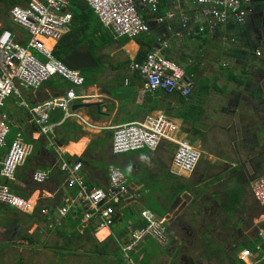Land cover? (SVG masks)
I'll return each instance as SVG.
<instances>
[{"label": "crops", "instance_id": "crops-1", "mask_svg": "<svg viewBox=\"0 0 264 264\" xmlns=\"http://www.w3.org/2000/svg\"><path fill=\"white\" fill-rule=\"evenodd\" d=\"M15 1H20L18 6L30 2L0 0V29L12 31L16 40L27 46L29 35L9 17ZM69 1L74 13L76 8ZM192 3L193 0L182 3L162 1L160 14L173 13L175 18L157 23L138 1L139 8L144 9L142 16L150 26V38L154 39L155 47L158 41H165L168 48L164 54L186 69L188 75H193L194 92L189 103L203 111L200 120L202 134L198 133L197 142L204 143L203 147L207 146L205 151L210 152L202 177L193 180L191 175L174 174L175 148L167 142L156 151L143 149L124 155L113 154L116 127L141 122L164 111L153 110L156 102L150 99L157 100L156 96L145 91L144 80L131 69L132 62L140 56L138 40L115 35L96 17L87 33L95 34V42L90 45L92 50L83 48V51L91 52L97 65L80 71L85 84L76 92L84 98L74 102L73 116L64 119L62 111L52 113L51 121L58 124L54 135L41 134L32 122L29 109L26 117L21 116L14 107L17 104L27 109L20 105V101L17 103L20 98L12 97L7 101L5 111L11 119V134L7 146L0 150V160L8 153L17 133L24 138L25 132L30 140L25 141L33 145V149L34 145L35 150L37 145L39 148L36 156L33 157L32 152L18 169L15 180L0 177V182H8L11 189L24 198L38 199L55 219L58 209L69 207V212L62 230H57L61 226L52 230L47 222L40 220L37 229L38 226L33 224L38 221L35 216L26 218L23 213L0 205L1 248L10 249L3 245L26 248L28 246L23 243L25 234L37 232L39 241L46 239L49 233H55L68 248L79 242L82 247L92 245L82 243L83 239L71 238L74 232L84 231L81 223L76 224L77 216L73 214V210L82 208V205L77 189L68 187V175L61 171V166L63 162L73 165L77 158L84 160L81 176L91 187H108V172L113 167L131 170L134 179L128 180L130 194L128 200L118 206L115 224L125 213L134 216L136 206L141 207V212L151 210L158 219H167L168 245L163 247L153 238H146L132 253L135 264H229V254L238 246L245 245L244 249L263 247L264 206L254 199L251 183L255 179L251 181V178L259 167L253 161L264 160V0L252 1V12L245 23L230 19L214 29H206L196 41L188 39L191 33L184 27V20L188 28L195 31L205 21L200 16V9ZM34 54L37 53L34 51ZM87 72L91 73L88 77ZM69 87L61 78L55 77L38 90H23V99L38 104L64 96ZM173 112L176 114L173 120L180 127L181 135L189 139L191 122L177 118L183 112L181 108H175ZM211 134L216 136L213 144L208 140ZM37 170L49 171V178L40 190H35L33 180ZM182 185L186 187L183 192L180 190ZM140 221L139 214L128 227L133 230L140 226ZM196 228H202L204 235H196L193 231ZM108 230L106 239H110L115 231L113 227ZM174 232L181 238L173 235ZM129 233L130 230L123 236L124 240L130 238ZM96 234L92 233L99 243L106 240ZM56 250L58 255L66 254V250ZM92 253L76 251V255L83 258H94L96 264H129L115 255H109L112 259L108 261L106 257H96ZM239 253L235 256L238 263Z\"/></svg>", "mask_w": 264, "mask_h": 264}, {"label": "built area", "instance_id": "built-area-1", "mask_svg": "<svg viewBox=\"0 0 264 264\" xmlns=\"http://www.w3.org/2000/svg\"><path fill=\"white\" fill-rule=\"evenodd\" d=\"M99 21L119 37L136 39L150 31V26L141 16L138 7L140 1L145 10L155 17L157 23L174 19L175 15L160 14V5L164 0H86ZM182 3L185 0H175ZM253 0H193V6L200 9V16L205 22L198 31L189 29L184 20V27L190 31L193 39L206 29H214L227 23L230 19L245 23L252 12ZM69 0H32L26 6H12L9 17L29 35L28 45L16 40L10 30L0 29V150L7 146L11 134L10 117L5 108L12 97L20 98V105L29 109L32 122L43 135H54L55 124L51 114L62 111L64 119L72 117L74 102L79 97L76 89L85 84V78L79 70L67 67L54 55V50L62 38L69 33L73 24L74 13ZM168 48L165 41H158L157 47L147 53L143 62L133 61L131 69L139 73L144 80L146 92L164 91L167 94H180L188 97L193 88V75H188L181 67L164 54ZM34 51L38 54H34ZM59 77L70 85L64 96L53 97L32 107L23 99V90L35 91L52 78ZM178 124L165 113L149 116L141 122L118 126L114 129L112 152L124 155L131 152L149 149L156 151L162 143L174 145L173 173L190 176L201 160V152L183 135ZM33 146L18 133L10 144L8 153L0 160V177L13 180L18 169L32 154ZM81 162L70 165L63 162L62 172L68 175L67 185L76 188L80 202L84 208L81 221L83 229L95 220L96 230L110 229L115 224L117 208L128 199L130 194L128 179L119 167L109 170V184L106 188L89 187L80 175ZM49 178V171L37 170L33 180L43 185ZM255 201L264 206V177L251 183ZM0 204L9 207L30 208L29 202L15 195L8 184L0 183ZM69 207L57 211L56 221L49 228L62 226L67 217ZM43 214H48L46 209ZM139 227L132 231L127 244L116 237L118 246L122 248L124 261L135 264L130 253L148 237L153 238L160 246L168 243L167 219H158L151 210L141 213ZM113 234L111 233L110 236ZM98 236V234H97ZM114 237V235H113ZM240 264H261L264 262V248L258 246L256 252L244 249L238 254Z\"/></svg>", "mask_w": 264, "mask_h": 264}, {"label": "trees", "instance_id": "trees-1", "mask_svg": "<svg viewBox=\"0 0 264 264\" xmlns=\"http://www.w3.org/2000/svg\"><path fill=\"white\" fill-rule=\"evenodd\" d=\"M31 1V0H28ZM72 6L75 7L76 9L74 10V18H73V24L71 27V30L69 33H67L62 40L57 44L54 50V55L57 59L62 60L65 56H67L69 53H71L74 49L76 48H88L92 50V47L90 46L92 43L95 41L94 36L95 34L88 35L87 33L89 32L90 26H91V21L94 19L96 20V15L93 11V9L89 6V4L85 0H71ZM162 3V2H161ZM164 3V1H163ZM20 4V1L14 2V5ZM138 10L141 14V16L144 14V9H140L138 7ZM161 14L162 10L160 9ZM98 18V17H97ZM145 22L146 19H144ZM198 31V29H196ZM150 32V31H149ZM146 33L141 35L140 37L136 38L139 42V45L141 46L140 50V56L137 58L136 62H143L145 59L147 53H149L153 47L155 46V41L154 39L150 38L152 35L151 33ZM201 35V34H200ZM196 38V37H195ZM166 56V55H165ZM168 57V56H167ZM170 58V57H168ZM208 91V89H207ZM192 92H194L193 88L191 90V94L188 97H184L180 94H167L164 91H156V92H151L153 96H156V99H150V100H155L156 105L153 106V110H163L166 115L173 117L176 115L173 111L175 108H181L182 113L178 115L177 118L183 119L184 121L191 122V130L192 133L188 135V140L191 142V144L196 143L198 139V133L202 134L201 126L200 125V120L202 116V110L199 108H196L194 104L190 105V99L193 96ZM149 100V101H150ZM173 112V113H172ZM51 114V120L52 119ZM200 125V126H199ZM18 134V133H17ZM77 162H84L82 158H77ZM75 160V161H76ZM253 164L256 166H259L256 171L257 173L254 175V177L251 178V181L254 179L256 180L257 178H261L264 176V160H255L253 161ZM250 182V181H248ZM91 187V186H89ZM246 187V186H244ZM185 185H182L180 187L181 192L185 190ZM263 207V206H262ZM84 208H78L77 210H73V214L77 216V221L76 224L81 223L83 215H84ZM49 215H43L42 213L38 212L37 215H35L36 220L44 221L47 222L48 224V219ZM71 215H69V218ZM54 222H50V224H53ZM96 221L92 220L89 223V227L85 228L83 233H79V231H76L73 233L71 236L72 239L76 238L77 239H85L84 244H91L93 241L96 242V245L94 249H92V252L96 254V256H99L100 258L106 257L108 255H115L117 256L120 261V253L121 249L118 246V243L116 242V237H119L122 235V233L118 234L117 231L114 232V237H110L108 241H105L103 243H99L95 237L92 235V233H95L96 231V226H95ZM262 228L264 229V224L261 225ZM49 227V226H48ZM57 229V226L52 228ZM57 230H62L61 228H58ZM127 232V230H125ZM39 235V232L35 233L34 235H30L28 233L25 234L23 237L25 241H27L30 245H37L38 244V238H36ZM109 235V230L104 229L100 231L98 234V237L101 240H104L108 237ZM115 245V247H114ZM245 248V245L238 246L236 249L232 250L231 254H229V264H239L236 261V254L242 251ZM263 248H264V243H263ZM253 252H256V248H250Z\"/></svg>", "mask_w": 264, "mask_h": 264}, {"label": "rangeland", "instance_id": "rangeland-1", "mask_svg": "<svg viewBox=\"0 0 264 264\" xmlns=\"http://www.w3.org/2000/svg\"><path fill=\"white\" fill-rule=\"evenodd\" d=\"M188 39H190V40L192 39L193 40L192 37H188ZM196 39L194 41H196ZM194 47H195V45H194ZM192 52L195 53L196 50H192ZM227 73L230 74L231 71H228ZM85 75L88 77V76L91 75V73L87 72ZM29 91H31V90H29ZM19 101L20 100H17V103H19ZM28 102H30V100H28ZM28 104L30 105V107L33 106V104H31V103H28ZM14 107H15L16 110H18V112L21 114V116H25L26 117L28 109L20 108V107L17 106V104H15ZM15 132L16 131L14 130L13 134ZM24 138H25V140L30 141L28 136L25 134V132H24ZM206 138H207V136H206ZM215 139H216L215 135H213V134L208 135V140L209 141L211 140V143H212V141H215ZM192 145L195 148L200 147V148H198L199 151L201 152V160H200L199 164H201V166L204 165V167H205L204 163H206V161H207V154L210 153L209 151H207V152L205 151V149L207 150V146L203 147L204 143H202V142H196V143H194ZM38 148L39 147L37 145L36 146V150H35V145H34L33 157L36 156V154L38 152ZM28 165H29V162H28ZM122 171H123V173L125 174V176H126V178L128 180L132 181L134 179V176L132 175V172H131V170L129 168H122ZM191 179L195 180L194 177H192ZM184 183H186V182H184ZM192 183H194V181ZM149 197L150 196H148V198ZM194 209H196V208H194ZM133 211L135 212L134 216L130 215L129 213H125V215L121 219V221H119L116 224H114L113 230L117 231L118 234H120V231L127 227L125 230H127V231L130 230V233L127 236L131 237L132 231L135 228H137V227H135L132 230L131 227L130 228L128 227V225L132 221H136L138 215L140 214V216H141V213H142L140 206H136L133 209ZM195 212H196V210H195ZM195 215H197V214H195ZM125 230L123 231L122 235L118 237V238L122 239L123 244H127L129 239H130L129 238L127 241L123 239L125 237L124 235H126V233H127V232H125ZM193 231L195 232L196 235H199V234L204 235L202 228H196L195 230L193 229ZM49 234H50V236H49ZM49 234H48L46 239H42L41 241L38 240V244L35 245V246L34 245H29L28 242H25V241L23 243H25L28 246L26 248H22L20 246H15L14 247V246L3 245L5 247H10V249L6 250L5 248L3 249V248L0 247V264H96V261H95L94 258H91V257H84L83 258L80 255H76V251H80V250H81V252L82 251H85V252L87 251V252H89L88 255H91L92 249L96 248L95 247V245H96L95 241H93V243H91L92 244L91 246L87 245L86 247H82L81 243L79 242L77 244L73 243L68 248L66 242L64 240H62V239L58 240V238H57L55 233H49ZM173 235H176V233L174 232ZM166 236H167L168 240H170V237L167 234H166ZM176 237L177 238H181V235L177 234ZM48 238H51V240H48ZM84 240H81V242L84 243ZM96 240L99 242L98 239H96ZM78 241H79V239H78ZM59 242H61V244ZM168 243H169V241H168ZM168 243H166V245H164L163 247H166L168 245ZM39 246H45V247H42V248L40 247L39 248ZM114 247H115V245H114ZM58 248L60 250H66V254H63L64 256L58 255L57 254V250H56ZM24 249H27V250H24ZM120 249H121L120 250L121 251L120 258L122 260H124L122 248L120 247ZM58 253H61V252H58ZM132 253H133V251L130 253V257L133 259ZM94 255L96 256V254H94ZM106 259L108 261H110L112 258L108 255V256H106ZM133 261H134V259H133ZM134 263H135V261H134Z\"/></svg>", "mask_w": 264, "mask_h": 264}, {"label": "water", "instance_id": "water-1", "mask_svg": "<svg viewBox=\"0 0 264 264\" xmlns=\"http://www.w3.org/2000/svg\"><path fill=\"white\" fill-rule=\"evenodd\" d=\"M67 67L73 70L83 71L91 69L96 64L91 52L76 48L61 60ZM75 109V108H74Z\"/></svg>", "mask_w": 264, "mask_h": 264}, {"label": "clouds", "instance_id": "clouds-1", "mask_svg": "<svg viewBox=\"0 0 264 264\" xmlns=\"http://www.w3.org/2000/svg\"><path fill=\"white\" fill-rule=\"evenodd\" d=\"M56 112V111H55ZM5 148V147H4ZM77 163V162H76ZM63 164V163H62ZM83 165V164H82ZM110 170V169H109ZM62 171V170H61ZM82 172V171H81ZM109 173V172H108ZM81 175V174H80ZM16 176V175H15ZM8 180V179H7ZM13 180H15V177H14V179ZM13 180H8V181H13ZM0 183H3V182H0ZM5 184H8V182H4ZM9 185V184H8ZM88 185V184H87ZM10 186V185H9ZM41 186V187H40ZM42 188V185H37L36 184V186H35V190H40ZM10 189H11V187H10ZM11 191L15 194V195H17L18 197H20V198H23V199H25L27 202H29V204H30V208L28 209V210H23V209H20L19 207H10V208H12V209H14V210H16V211H18V212H20V213H23L24 214V216H26V218H28V217H30V216H35V215H37L38 214V212H40V213H42V210L43 209H45L40 203H39V200L38 199H32V198H24V197H22V196H20V195H18V194H16L12 189H11ZM0 205H2V204H0ZM6 206V205H5ZM7 207H9V206H7ZM48 211V210H47ZM43 214V213H42ZM43 215H46V216H50L49 217V219H48V226L49 225H51L50 224V222H55L56 221V219L53 217V215L48 211V214H43ZM84 216V215H83ZM33 224H36L37 226H38V228L37 229H39V221H35ZM32 224V225H33ZM32 225L29 227V228H31L32 227ZM98 231L99 230H96L95 231V233L94 234H96V233H98ZM97 235V234H96ZM95 236V235H94ZM111 237H113V235L111 236ZM108 239H106L105 241H107ZM105 241H103V242H105Z\"/></svg>", "mask_w": 264, "mask_h": 264}, {"label": "flooded vegetation", "instance_id": "flooded-vegetation-1", "mask_svg": "<svg viewBox=\"0 0 264 264\" xmlns=\"http://www.w3.org/2000/svg\"><path fill=\"white\" fill-rule=\"evenodd\" d=\"M203 169H204V165L201 166V164H199L197 168L195 169L194 173L191 175V177H194L195 180H198L203 175L201 174Z\"/></svg>", "mask_w": 264, "mask_h": 264}, {"label": "bare ground", "instance_id": "bare-ground-1", "mask_svg": "<svg viewBox=\"0 0 264 264\" xmlns=\"http://www.w3.org/2000/svg\"><path fill=\"white\" fill-rule=\"evenodd\" d=\"M127 200H128V199H127ZM127 200H126V201H127ZM126 201H125V202H126ZM103 230H104V229H103Z\"/></svg>", "mask_w": 264, "mask_h": 264}]
</instances>
